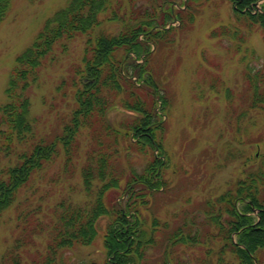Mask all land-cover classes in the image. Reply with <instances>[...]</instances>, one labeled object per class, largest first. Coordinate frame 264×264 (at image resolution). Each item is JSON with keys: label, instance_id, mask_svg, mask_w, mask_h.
Masks as SVG:
<instances>
[{"label": "trees", "instance_id": "16d2710c", "mask_svg": "<svg viewBox=\"0 0 264 264\" xmlns=\"http://www.w3.org/2000/svg\"><path fill=\"white\" fill-rule=\"evenodd\" d=\"M230 1L237 25H222L212 36H228L236 52L254 57L255 50L243 44L256 30L264 39V2L254 13L253 5L261 0ZM202 3L67 0L17 56L0 107V215L59 157L64 171L74 172L75 158L82 157L79 137L86 132L80 168L85 199L59 201L46 227L37 221L28 229V220L0 264H261L264 134L251 142L253 155L240 153L243 176L221 194L193 200L183 190L171 201L166 198L175 189L165 146L174 97L163 80L171 55L161 52L175 44L177 30L194 23ZM10 6L11 0H0V24ZM175 19L180 26L168 28ZM76 39H83L79 61L56 87L62 98L71 91L70 115L59 134L43 137L31 115V91L42 70L59 54L67 55ZM245 80L248 107L264 114V61L259 67L248 63ZM115 109L126 110L129 118L115 125L109 119ZM134 153L142 158V168L133 165ZM101 221H106L105 260L65 259L66 251L95 242ZM45 228L46 246L29 261L22 248L36 242Z\"/></svg>", "mask_w": 264, "mask_h": 264}, {"label": "rangeland", "instance_id": "374dc122", "mask_svg": "<svg viewBox=\"0 0 264 264\" xmlns=\"http://www.w3.org/2000/svg\"><path fill=\"white\" fill-rule=\"evenodd\" d=\"M202 1L194 23L177 30L175 44L161 52L163 56L171 55L168 59L170 71L163 75V80L168 81L171 99L174 97L168 116L170 129L165 139L171 159L169 177L175 187L166 196L169 201L177 198L174 196L176 191L185 190L191 193L193 200H204L234 185L243 176L240 153L253 155L256 148L251 142L264 134V114L248 107V84L245 80L248 63L259 67L264 61L262 31L256 30L244 40L243 48L254 49V57L238 53L230 37L212 36L214 29L233 25L232 2ZM66 2L11 0L10 10L0 24V107L6 101L5 89L17 56L32 44L47 20ZM170 26L177 28L180 22ZM112 27L117 28L116 25ZM82 46L83 39L71 42L69 53L59 54L56 61L44 68L39 83L31 91V115L37 121L38 134L43 137L52 138L59 134L64 120L70 115L73 104L71 91L68 98H62L56 87L79 61ZM241 113L245 115L241 117ZM129 116L126 110L115 109L109 114V119L117 125ZM79 141V154L83 157L86 132L80 135ZM82 157L75 158V171L72 173L64 171L62 156L56 159L35 177L32 187L19 193L15 205L0 215V263L28 220V229L34 228L37 221L46 227L59 201H84L80 176ZM131 161L138 169L144 164L138 153L133 154ZM125 162L123 160L126 165ZM174 166L177 168L175 173ZM105 222L101 221L100 233L92 245L66 251L65 259L73 263H102L106 258L103 248ZM38 235L36 242L22 248L28 250L25 255L29 261L38 249L43 250L46 246L47 228ZM259 257L264 264V251L259 253Z\"/></svg>", "mask_w": 264, "mask_h": 264}, {"label": "bare ground", "instance_id": "6f19581e", "mask_svg": "<svg viewBox=\"0 0 264 264\" xmlns=\"http://www.w3.org/2000/svg\"><path fill=\"white\" fill-rule=\"evenodd\" d=\"M261 3H262V0H261L260 2H258V3H256V4L253 5L252 9H253V11L255 10L254 13H255L257 10L260 9V5H261ZM244 12H246V11H244ZM175 22H179V21L175 19ZM236 25H237V21L234 20V23H233V25H231V26H236Z\"/></svg>", "mask_w": 264, "mask_h": 264}]
</instances>
